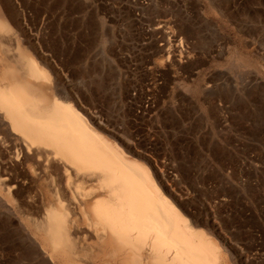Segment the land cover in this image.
Here are the masks:
<instances>
[{"label": "rangeland", "instance_id": "rangeland-1", "mask_svg": "<svg viewBox=\"0 0 264 264\" xmlns=\"http://www.w3.org/2000/svg\"><path fill=\"white\" fill-rule=\"evenodd\" d=\"M91 1L0 0V14L4 11L15 31L8 35L40 63L55 95L67 101L78 97L73 101L91 114L86 117L96 129L128 157L148 164L178 208L221 244L230 264H264L263 230L254 219L263 212V200L252 188L234 184L233 157L213 134L217 101L229 104L233 125L251 124L255 138L264 133V0H177L160 13L172 18L192 51L181 74L174 68L160 85L149 75L131 85L122 80L114 68L112 32ZM13 41L6 45L14 48ZM2 129L0 264H50L44 233L32 228L50 190L24 158L20 136ZM227 169L231 174L224 178Z\"/></svg>", "mask_w": 264, "mask_h": 264}, {"label": "bare ground", "instance_id": "bare-ground-1", "mask_svg": "<svg viewBox=\"0 0 264 264\" xmlns=\"http://www.w3.org/2000/svg\"><path fill=\"white\" fill-rule=\"evenodd\" d=\"M1 14L0 126L20 136L24 158L50 190L51 202L31 226L44 233L49 263L230 264L221 244L178 208L148 164L96 129L75 98L55 95L40 63L8 35L15 31ZM8 14L14 15L9 6Z\"/></svg>", "mask_w": 264, "mask_h": 264}, {"label": "built area", "instance_id": "built-area-1", "mask_svg": "<svg viewBox=\"0 0 264 264\" xmlns=\"http://www.w3.org/2000/svg\"><path fill=\"white\" fill-rule=\"evenodd\" d=\"M101 10L104 24L112 32L114 68L128 84L138 83L141 76L149 75L150 81L164 83V74L173 72L190 58L191 42L180 34L176 24L169 16H161L168 7L176 5L177 0H92ZM159 58L160 64L154 58ZM134 96L131 91L129 97ZM218 125L213 132L218 147L233 157L238 171L234 184L239 188L246 186L261 195L263 210L255 221L263 230L264 236V133L253 137L254 126H236L231 123L235 114L229 104L214 103ZM234 113V114H233ZM230 169L223 176L228 178Z\"/></svg>", "mask_w": 264, "mask_h": 264}, {"label": "crops", "instance_id": "crops-1", "mask_svg": "<svg viewBox=\"0 0 264 264\" xmlns=\"http://www.w3.org/2000/svg\"><path fill=\"white\" fill-rule=\"evenodd\" d=\"M193 70V69H192ZM192 73V71L191 70H188V74H191ZM172 77H171V79L173 80V79H175V75L173 76V75H171Z\"/></svg>", "mask_w": 264, "mask_h": 264}]
</instances>
